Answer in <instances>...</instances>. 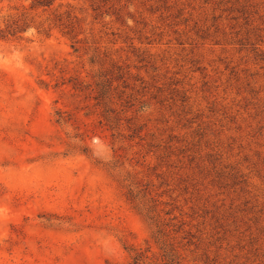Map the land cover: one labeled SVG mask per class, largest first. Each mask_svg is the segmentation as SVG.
Here are the masks:
<instances>
[{"label": "rangeland", "instance_id": "rangeland-1", "mask_svg": "<svg viewBox=\"0 0 264 264\" xmlns=\"http://www.w3.org/2000/svg\"><path fill=\"white\" fill-rule=\"evenodd\" d=\"M131 192L264 264V0H0V264H169Z\"/></svg>", "mask_w": 264, "mask_h": 264}, {"label": "trees", "instance_id": "trees-1", "mask_svg": "<svg viewBox=\"0 0 264 264\" xmlns=\"http://www.w3.org/2000/svg\"><path fill=\"white\" fill-rule=\"evenodd\" d=\"M96 85L97 95L95 98L98 99L99 104H103L104 119L109 124H114L117 117L107 106L109 87L107 86L105 81L97 82ZM130 195L131 199L136 203L138 210L156 223L154 238L155 242L160 244V248L162 250L161 256L164 260V263L180 264L178 255L172 247V244L168 241V234L164 231V228H162L161 224L158 222L159 220L157 219V214L155 213L154 206L153 204H151L152 200L150 198H145L144 195H138V193L136 192H131ZM141 256V253L136 254L135 261L137 262L138 260H141Z\"/></svg>", "mask_w": 264, "mask_h": 264}]
</instances>
